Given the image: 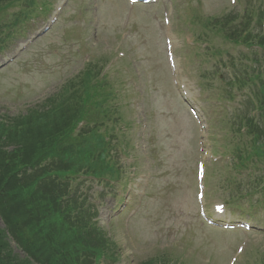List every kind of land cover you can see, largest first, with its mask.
<instances>
[{"label": "rangeland", "instance_id": "374dc122", "mask_svg": "<svg viewBox=\"0 0 264 264\" xmlns=\"http://www.w3.org/2000/svg\"><path fill=\"white\" fill-rule=\"evenodd\" d=\"M43 1H31V34L48 24ZM113 1L70 0L61 21L0 69V264H264V0H160L137 7L129 32ZM191 25L202 41L190 39ZM164 33L175 39L172 67L189 70L179 92ZM85 68L102 89L83 88ZM68 153L72 163L87 158L86 174L105 159L103 175L115 178L75 181L88 223L56 206L49 179ZM90 239L111 259L85 251Z\"/></svg>", "mask_w": 264, "mask_h": 264}, {"label": "trees", "instance_id": "16d2710c", "mask_svg": "<svg viewBox=\"0 0 264 264\" xmlns=\"http://www.w3.org/2000/svg\"><path fill=\"white\" fill-rule=\"evenodd\" d=\"M98 245H99V247H101V248H102V246H103V245L101 244V242H99ZM59 261H60L59 259L56 260V261H55V264H59ZM8 262H9V260H8ZM13 263H15V262L12 261V262H9V263H7V264H13ZM3 264H5V263H3Z\"/></svg>", "mask_w": 264, "mask_h": 264}]
</instances>
